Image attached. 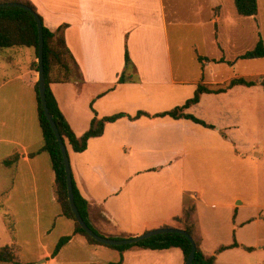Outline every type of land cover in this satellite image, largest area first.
Listing matches in <instances>:
<instances>
[{"label": "crops", "instance_id": "1", "mask_svg": "<svg viewBox=\"0 0 264 264\" xmlns=\"http://www.w3.org/2000/svg\"><path fill=\"white\" fill-rule=\"evenodd\" d=\"M31 1L47 27L69 25L66 40L82 80L56 82L52 90L77 135L89 129L95 116L126 113L134 117L139 111L151 115L136 120L126 116L107 123L104 134L91 138L81 153L66 142L73 177L91 205L93 226L106 236H136L164 226L181 228L175 217H181L192 202L206 255L234 243L238 236L235 228L240 229L245 222L240 220L242 202L232 190L237 162H245L247 153L242 155L237 149L239 142L231 134L232 127L199 116L198 108L210 95L227 96L236 87L248 86L203 94L199 104L187 109L215 129L188 119L156 116L186 103L199 84L214 89L226 87L230 81L224 78L201 83L177 75L170 33L177 15L172 0ZM194 1L195 17L202 19L204 1H214L208 10L220 9L213 12L211 22L221 21L222 0H184L187 4ZM126 47L139 80L120 83ZM34 50L0 49V169L7 175L5 182H0V195L5 197V214L15 223L10 245L18 250L16 236L27 239L35 231L40 244L37 258L44 259L42 264H114L122 257L123 264H185L180 248L133 247L120 252L74 234V222L62 215L51 156L42 150L36 92L39 72L32 66L38 56ZM208 61L206 58L203 65ZM16 155L18 161L5 166L4 161ZM214 198L219 204L212 207V218H201L208 199ZM68 235H72L71 241L53 256L59 240ZM222 237H229L228 242L221 244ZM237 242L241 246L218 254L216 264H236L238 250L243 251L240 254L249 252L243 247L248 245L239 239Z\"/></svg>", "mask_w": 264, "mask_h": 264}, {"label": "rangeland", "instance_id": "2", "mask_svg": "<svg viewBox=\"0 0 264 264\" xmlns=\"http://www.w3.org/2000/svg\"><path fill=\"white\" fill-rule=\"evenodd\" d=\"M222 1V19L215 24L211 22V17L213 12L220 8L212 10L207 8L210 2L214 1H208L209 3L204 1L205 10L202 19H199L192 13V8L196 6L195 1L187 4L184 0H172V6L175 7L177 14L170 26L173 60L177 75H185L201 83L224 78H230L231 81L238 77H246L247 80L257 82L255 86L245 89L236 87L227 96L210 95L198 108V114L232 127L231 134L239 142L237 149L242 155L247 153L245 162H237L232 190L237 200L242 202V205H239L242 216L240 220L245 222L243 227L235 230L237 240L255 247L256 251L240 254L243 251L238 250L234 260L236 264H264V85L261 84L264 58L240 57L253 49L260 39L264 41V0H259L260 16L257 19L240 16L234 0ZM206 58L209 64L204 66ZM230 81L228 80L227 86ZM218 88L220 87L214 89ZM256 153L262 154V157H255ZM6 176L5 170L1 168L2 184ZM4 198V195H0L2 203ZM212 200L208 199L209 205L204 206L201 218L204 216L206 219L212 218L214 213L212 207L219 204L218 199ZM25 215L31 218L29 213ZM10 219L4 208H0V247L11 244L8 227ZM35 234L34 231L27 239H19L16 236L17 252L22 263L42 264L44 260L37 258L40 244L36 242ZM227 238L229 237H222L221 244L228 242Z\"/></svg>", "mask_w": 264, "mask_h": 264}, {"label": "trees", "instance_id": "3", "mask_svg": "<svg viewBox=\"0 0 264 264\" xmlns=\"http://www.w3.org/2000/svg\"><path fill=\"white\" fill-rule=\"evenodd\" d=\"M20 2L24 3L35 11L38 12L37 7L31 0H0L2 2ZM236 10L240 16L243 17H255L259 15L260 6L259 0H234ZM39 14V13H38ZM40 15V14H39ZM43 23L44 19L40 15ZM68 24H62L57 29H51L47 27L44 23V37H45V69H46V95H47V105L50 113L53 115L54 120L57 124L58 130L61 137L67 142L74 152L81 153L84 152L89 145V140L94 137H99L104 134L105 127L107 123L115 122L121 118L128 117L126 113H118L112 116H107L100 118L95 116L90 124L89 129L83 135H77L70 123L68 122L66 116L60 108L59 102L52 90V84L56 82H71L73 80H82V73L80 67L68 47L66 40V29ZM13 47H30L35 48L38 56L39 47V30L37 22L34 16L26 9L20 7H2L0 8V49H8ZM243 59H258L264 58V41L260 39L257 45L240 56ZM204 59H201L203 61ZM224 60V59H223ZM33 68L39 71L38 62L35 61L32 64ZM127 80L138 81L139 77L137 74L136 66L131 58L129 49L126 47L125 50V71L119 78L120 83H124ZM257 84L254 80H247L244 77L234 78L230 81V84L226 87H221L219 89H212L206 84H199L195 94L192 98L188 99L186 103L175 108L159 113L156 116H170L173 119H188L195 123L201 124L205 127L215 129L216 126L207 123L203 119L186 112L190 107L199 104L203 94L207 93H225L229 89L237 85H245L248 87L255 86ZM261 84L264 85V75L262 76ZM37 101H38V116L39 124L43 133L44 146L43 151L47 152L51 156L53 169L56 174V192L58 201L61 205L62 215L71 219L75 224L74 234H81L87 238L91 244L107 246L120 252H124L127 249L133 247H140L150 250H165L170 248H180L184 254L185 262L189 258L192 251V243L188 237L180 233H168L158 236H154L145 239L136 244H129L123 246H112L106 245L96 241L91 237L80 225L76 218V215L72 209L69 194H68V181L67 172L64 162V155L60 143L56 137L53 127L47 117L45 112L42 96L40 93L39 82L36 84ZM142 116H151L145 111H139L136 116H129L131 119H138ZM18 155L13 156L4 161L5 166L11 167L18 161ZM73 189L75 194V200L77 206L81 212L82 217L87 222V224L95 230L98 234L102 235L92 224L90 219V203L83 198L79 188L73 177ZM0 208H4L3 203L0 200ZM196 205L189 202L184 209L183 215L181 217H175L177 221L182 224L181 229L187 231L195 240L197 245V251L195 259L192 264H216L218 254L234 248L240 247L241 245L234 241L230 245H221L219 249L213 255H206L201 247V237L197 232V220L195 218ZM106 219V217L103 216ZM8 227L11 232L15 231V223L10 219ZM171 227V226H164ZM106 236V235H103ZM111 238H126L132 237L125 233L121 235H109ZM72 239V235L62 237L54 252L53 256H57L62 248L67 245ZM247 251L253 252L255 247L253 246H243ZM0 263L6 264H29L22 263L20 261L19 255L16 250L15 245H6L0 247ZM114 264H123V257Z\"/></svg>", "mask_w": 264, "mask_h": 264}, {"label": "water", "instance_id": "4", "mask_svg": "<svg viewBox=\"0 0 264 264\" xmlns=\"http://www.w3.org/2000/svg\"><path fill=\"white\" fill-rule=\"evenodd\" d=\"M2 7H20L23 9L28 10L35 18L37 25H38V30H39V47H38V65H39V86H40V93L42 96V101H43V106L45 109V112L47 114V117L53 127V130L56 134V137L60 143L62 153L64 155V162H65V167H66V172H67V181H68V194H69V200L72 206V209L76 215L77 220L79 221L80 225L83 227V229L91 236L93 237L96 241L106 244V245H112V246H123V245H129V244H136L139 243L145 239L162 235V234H168V233H180L188 237L192 243V251L185 262V264H192L196 251H197V245L194 240V238L185 230L177 227H161L157 229H152L149 231H146L140 235L132 236V237H126V238H111L108 236H103L95 232L94 229H92L87 222L84 220V218L81 215V212L77 206L76 200H75V194H74V189H73V173L71 169V162L69 158V153L67 149V145L63 138L61 137V134L58 130L57 124L54 120L53 115L50 113L48 105H47V95H46V69H45V37H44V23L38 14L37 11H35L33 8L30 6L20 3V2H2L0 3V8Z\"/></svg>", "mask_w": 264, "mask_h": 264}]
</instances>
